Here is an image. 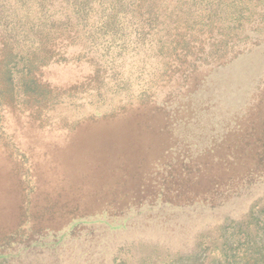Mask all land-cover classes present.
<instances>
[{
	"label": "rangeland",
	"instance_id": "1",
	"mask_svg": "<svg viewBox=\"0 0 264 264\" xmlns=\"http://www.w3.org/2000/svg\"><path fill=\"white\" fill-rule=\"evenodd\" d=\"M258 238L264 0H0V264H248Z\"/></svg>",
	"mask_w": 264,
	"mask_h": 264
},
{
	"label": "trees",
	"instance_id": "2",
	"mask_svg": "<svg viewBox=\"0 0 264 264\" xmlns=\"http://www.w3.org/2000/svg\"><path fill=\"white\" fill-rule=\"evenodd\" d=\"M250 250L249 255L252 260L248 264H264V244L260 243L259 238L258 241L253 243Z\"/></svg>",
	"mask_w": 264,
	"mask_h": 264
}]
</instances>
